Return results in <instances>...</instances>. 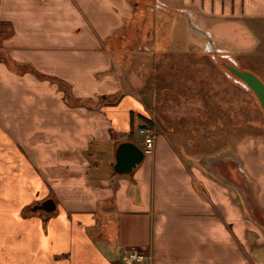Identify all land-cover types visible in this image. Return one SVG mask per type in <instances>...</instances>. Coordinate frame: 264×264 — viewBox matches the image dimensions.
<instances>
[{"label":"crops","instance_id":"crops-1","mask_svg":"<svg viewBox=\"0 0 264 264\" xmlns=\"http://www.w3.org/2000/svg\"><path fill=\"white\" fill-rule=\"evenodd\" d=\"M159 1L264 43V0ZM148 6L0 0V264H264V132L235 144L241 205L239 179L189 163L154 129L140 97L154 60ZM140 126L152 147L114 172L119 141L142 148ZM48 197L53 210L32 208ZM131 246L142 262L123 261Z\"/></svg>","mask_w":264,"mask_h":264},{"label":"rangeland","instance_id":"rangeland-1","mask_svg":"<svg viewBox=\"0 0 264 264\" xmlns=\"http://www.w3.org/2000/svg\"><path fill=\"white\" fill-rule=\"evenodd\" d=\"M131 1L149 4L156 10L151 31L154 60L140 93L154 129L181 147L179 152L189 163L195 159L231 186L239 179L237 174L232 175L233 181L228 176L231 169L236 170V142L264 132L261 108L251 92L233 79L225 66L232 64L230 60L223 56L214 59L205 50V36L187 22L184 14L164 11L155 6V0ZM140 8L138 12L143 13ZM200 27L210 33L213 45L228 54L238 68L264 77V43L254 45L251 38H246L242 25L209 19L206 26ZM245 44H249L247 51ZM137 135L138 141L142 139L141 134ZM239 183V187L232 185V190L243 205L250 188L245 176Z\"/></svg>","mask_w":264,"mask_h":264},{"label":"water","instance_id":"water-1","mask_svg":"<svg viewBox=\"0 0 264 264\" xmlns=\"http://www.w3.org/2000/svg\"><path fill=\"white\" fill-rule=\"evenodd\" d=\"M177 13L184 14L187 22L194 28L202 31L206 38L205 50L210 51L212 57L216 59V52L221 49L216 48L210 37V33L207 30L202 29L200 26L194 23L191 13L184 9L175 10ZM220 56L226 57L232 64H225L226 68L232 73V77L235 81L241 84L244 88L253 92L256 96L259 106L264 114V81L253 71L238 68L228 54L222 53ZM144 150L136 144L133 140L125 139L119 141L114 149V162L112 169L116 173L130 172L136 165L140 163L143 158ZM237 172L241 173L239 167H236ZM233 184V183H232ZM33 209H43L51 211L54 209V200L51 197L45 198L40 203L35 204Z\"/></svg>","mask_w":264,"mask_h":264},{"label":"built area","instance_id":"built-area-1","mask_svg":"<svg viewBox=\"0 0 264 264\" xmlns=\"http://www.w3.org/2000/svg\"><path fill=\"white\" fill-rule=\"evenodd\" d=\"M154 4L157 7L163 8V6H164V4L159 0H155ZM137 133L142 135V138H143L142 148H143V150L144 151L150 150V148L153 145L152 135L148 132V130L144 126H140L137 129ZM238 167L239 166L237 164V168ZM239 169L241 170L240 167H239ZM121 253H122V259L126 263L142 262L144 260V255L142 253H140L138 251V249L135 248L134 246L123 248V250H121Z\"/></svg>","mask_w":264,"mask_h":264},{"label":"trees","instance_id":"trees-1","mask_svg":"<svg viewBox=\"0 0 264 264\" xmlns=\"http://www.w3.org/2000/svg\"><path fill=\"white\" fill-rule=\"evenodd\" d=\"M251 92V91H250ZM251 94L253 95V97L255 98V100L257 101V98H256V96L253 94V92H251ZM257 103H258V101H257ZM258 105H259V103H258ZM260 107V106H259ZM261 108V107H260ZM147 123H149V125H150V121H146Z\"/></svg>","mask_w":264,"mask_h":264},{"label":"flooded vegetation","instance_id":"flooded-vegetation-1","mask_svg":"<svg viewBox=\"0 0 264 264\" xmlns=\"http://www.w3.org/2000/svg\"><path fill=\"white\" fill-rule=\"evenodd\" d=\"M222 53H224V52L218 51V52H216V54H217L216 56L221 57L220 54H222ZM236 166H237V163H236Z\"/></svg>","mask_w":264,"mask_h":264}]
</instances>
